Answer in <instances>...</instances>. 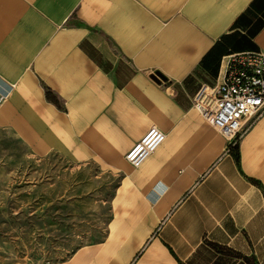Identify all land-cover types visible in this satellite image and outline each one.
Listing matches in <instances>:
<instances>
[{
	"label": "crops",
	"instance_id": "0c3cea01",
	"mask_svg": "<svg viewBox=\"0 0 264 264\" xmlns=\"http://www.w3.org/2000/svg\"><path fill=\"white\" fill-rule=\"evenodd\" d=\"M248 50L264 0H0V130L119 178L103 239L54 264H264V115L227 150L191 103Z\"/></svg>",
	"mask_w": 264,
	"mask_h": 264
},
{
	"label": "rangeland",
	"instance_id": "374dc122",
	"mask_svg": "<svg viewBox=\"0 0 264 264\" xmlns=\"http://www.w3.org/2000/svg\"><path fill=\"white\" fill-rule=\"evenodd\" d=\"M118 182L94 161L35 156L0 130V264L62 263L100 242Z\"/></svg>",
	"mask_w": 264,
	"mask_h": 264
},
{
	"label": "built area",
	"instance_id": "2783aa9c",
	"mask_svg": "<svg viewBox=\"0 0 264 264\" xmlns=\"http://www.w3.org/2000/svg\"><path fill=\"white\" fill-rule=\"evenodd\" d=\"M192 107L232 150L242 135L264 115V53L242 51L221 57L214 84H201L191 98ZM165 134L151 127L125 154L138 168L164 141Z\"/></svg>",
	"mask_w": 264,
	"mask_h": 264
},
{
	"label": "trees",
	"instance_id": "16d2710c",
	"mask_svg": "<svg viewBox=\"0 0 264 264\" xmlns=\"http://www.w3.org/2000/svg\"><path fill=\"white\" fill-rule=\"evenodd\" d=\"M234 149V148H233ZM236 159H237V161H238V156H236Z\"/></svg>",
	"mask_w": 264,
	"mask_h": 264
}]
</instances>
